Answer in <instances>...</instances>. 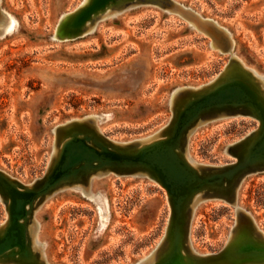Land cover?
<instances>
[{
    "label": "rangeland",
    "instance_id": "1",
    "mask_svg": "<svg viewBox=\"0 0 264 264\" xmlns=\"http://www.w3.org/2000/svg\"><path fill=\"white\" fill-rule=\"evenodd\" d=\"M92 1L0 0V169L23 184L45 174L58 125L88 116L76 127L143 145L161 135L184 88L233 72L264 88V0H117L73 27ZM256 126L245 116L203 121L183 154L198 169L233 162L230 146ZM89 179L35 207L29 233L38 253L26 262L158 263L170 215L165 189L146 176ZM215 191L196 196L182 216L192 249L218 251L253 225L264 239V171ZM5 205L0 195V233ZM239 224L245 234L235 235Z\"/></svg>",
    "mask_w": 264,
    "mask_h": 264
},
{
    "label": "water",
    "instance_id": "2",
    "mask_svg": "<svg viewBox=\"0 0 264 264\" xmlns=\"http://www.w3.org/2000/svg\"><path fill=\"white\" fill-rule=\"evenodd\" d=\"M116 1L93 0L76 14L73 27H80ZM177 94L181 97L170 105L169 123L158 138L146 144L134 141L119 145L103 134L96 137L76 127L94 120L87 116L81 122L74 120L68 124L74 128L63 141L62 132L68 125L56 126L57 152H53L45 174L33 183L23 184L0 169V195L7 213L0 233V263L28 264V257L38 253L29 225L35 207L47 196L65 185L89 181L92 175L113 173L146 176L166 191L170 215L161 259L156 264H264V239L254 225L252 233L242 236L241 241L233 237L218 251L204 255L192 249L180 232L185 226L182 216L196 196L215 195L216 189L227 187L234 179L264 171V88L249 77L228 73L197 91L184 88ZM230 116L250 117L258 122V126L230 146L229 154L236 160L200 169L192 165L183 154L188 133L203 121ZM242 213L253 222L248 213ZM241 234L245 230L239 224L235 235Z\"/></svg>",
    "mask_w": 264,
    "mask_h": 264
},
{
    "label": "bare ground",
    "instance_id": "3",
    "mask_svg": "<svg viewBox=\"0 0 264 264\" xmlns=\"http://www.w3.org/2000/svg\"><path fill=\"white\" fill-rule=\"evenodd\" d=\"M72 21H73V20H72ZM72 21H71V22H72ZM71 22H70V23H71ZM68 24H69V23L67 22V24L63 25V26L65 27V29H64V30H65V32H66V29H67V26H68ZM73 24H74V23H73ZM73 24H72V26H73ZM67 30L69 31V29H67ZM232 74H236V73H235V72H233ZM239 190H240V189H239Z\"/></svg>",
    "mask_w": 264,
    "mask_h": 264
}]
</instances>
